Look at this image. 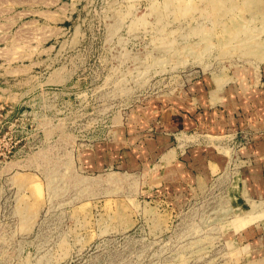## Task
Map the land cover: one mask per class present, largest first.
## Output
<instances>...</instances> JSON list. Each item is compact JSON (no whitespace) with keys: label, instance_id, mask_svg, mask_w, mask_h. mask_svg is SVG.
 <instances>
[{"label":"rangeland","instance_id":"rangeland-1","mask_svg":"<svg viewBox=\"0 0 264 264\" xmlns=\"http://www.w3.org/2000/svg\"><path fill=\"white\" fill-rule=\"evenodd\" d=\"M239 3L0 0V264L240 261L264 201L234 210L233 167L187 200L154 155L131 168L93 155L150 101L264 60L239 42H264V9ZM235 12L244 24L228 26Z\"/></svg>","mask_w":264,"mask_h":264},{"label":"crops","instance_id":"crops-1","mask_svg":"<svg viewBox=\"0 0 264 264\" xmlns=\"http://www.w3.org/2000/svg\"><path fill=\"white\" fill-rule=\"evenodd\" d=\"M217 1L221 3V7L216 5L219 10L231 4L228 12L241 5V0ZM243 1L246 8L264 9V0ZM230 20L228 26L244 24L242 12L238 16L235 12ZM256 38L262 39L260 35ZM225 39L238 38L232 35ZM247 40L239 38L247 51L252 50L250 54L264 59V42L256 48L242 43ZM233 51L223 55L240 54L238 47ZM220 72L221 79L202 77L184 95L155 99L142 106L131 115L136 123H128L119 132L118 144H107L93 155H102V166L117 163L125 168L146 165L145 159L154 155L159 182L168 183L171 189H185L187 200L199 197L192 192L197 187L221 184V175L233 167L227 178L234 184L230 196L234 210L241 209L242 201H264V60L245 69L241 65L223 67ZM244 134L248 140L242 145ZM236 238L243 252L236 264H264L263 222L248 226Z\"/></svg>","mask_w":264,"mask_h":264},{"label":"built area","instance_id":"built-area-1","mask_svg":"<svg viewBox=\"0 0 264 264\" xmlns=\"http://www.w3.org/2000/svg\"><path fill=\"white\" fill-rule=\"evenodd\" d=\"M247 140H248V135H247V134H244V136H243L242 140L240 141V143H241L242 145H244V144L247 143Z\"/></svg>","mask_w":264,"mask_h":264}]
</instances>
